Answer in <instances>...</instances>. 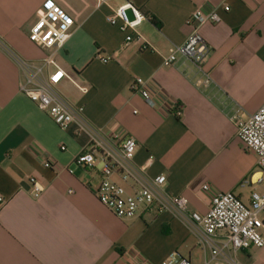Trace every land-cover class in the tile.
Here are the masks:
<instances>
[{
    "label": "crops",
    "instance_id": "obj_1",
    "mask_svg": "<svg viewBox=\"0 0 264 264\" xmlns=\"http://www.w3.org/2000/svg\"><path fill=\"white\" fill-rule=\"evenodd\" d=\"M43 1L0 0V264H162L172 254L203 264L207 250L169 213L119 219L97 201L100 175L74 164L89 135H77L74 125L61 130L19 91L23 77L11 54L44 73L51 68L43 60L53 55L87 88L83 94L64 78L59 93L82 106L95 128L131 136L135 164L150 177L165 175L166 192L205 214L216 192H232L247 205L250 193L260 190L255 179L264 180L231 120L234 112L246 117L264 103V0H127L152 18L138 31L155 51L137 41L125 44L126 34L106 22L123 0H53L74 27L59 50L40 48L28 32ZM198 6L220 17L199 29L210 48L206 61L201 69L183 58L162 66L168 49L190 34L186 22ZM135 78L156 92L154 107L130 90ZM45 159L56 169L44 168ZM29 177L43 186L38 199L30 195ZM233 257L239 264H264V247Z\"/></svg>",
    "mask_w": 264,
    "mask_h": 264
},
{
    "label": "built area",
    "instance_id": "obj_2",
    "mask_svg": "<svg viewBox=\"0 0 264 264\" xmlns=\"http://www.w3.org/2000/svg\"><path fill=\"white\" fill-rule=\"evenodd\" d=\"M100 5H108L111 0H98ZM223 11L229 7L221 4ZM42 14L30 27L28 40L43 49L59 50L70 37L74 22L64 10L53 0H44L41 4ZM127 12L131 14L128 17ZM106 22L116 26L125 33L124 43L137 41L143 50L155 49L139 33L138 27L152 18L144 15L133 3H123L112 9L106 16ZM220 17L215 9L206 10L196 7L187 19L191 32L183 44L171 46L162 57V66H175L180 58L190 61L197 68L206 61L210 48L199 34L205 24H217ZM12 58L22 73L19 91L38 110L46 114L61 130L72 125L76 134L87 133V146L75 157L74 164L84 169L93 170L100 175L98 185L93 189L97 201L119 219H135L144 214L169 213L181 222L194 235L198 244L208 252L203 264H239L233 255L251 247H264V180L256 178L260 190L250 193L249 203H242L232 192H216L210 200L205 214L190 211L186 200L165 191L166 177L158 175L150 177L145 166H138L133 161L136 141L123 132L104 133L95 128L85 118L83 107L70 103L62 96L57 85L62 79L69 80L81 92L87 88L78 86L70 75H67L55 62L53 55L43 60V66L51 72L44 73L43 67H35L15 54ZM103 62L110 57H103ZM208 79V75L204 74ZM130 90L138 93L150 106H155L154 95L147 81L135 78ZM180 115V109L175 111ZM236 128V137L244 148L255 154L256 168L264 175V103L251 115L241 117L234 112L231 116ZM64 150V147L60 148ZM150 162V160H149ZM47 169H56L49 160H43ZM30 195L38 199L43 186L35 177H29ZM250 183H254L249 179ZM202 191H208L204 184ZM5 200L0 197V204ZM137 264H142L138 262ZM162 264H190L186 260H178L175 254L164 260Z\"/></svg>",
    "mask_w": 264,
    "mask_h": 264
},
{
    "label": "rangeland",
    "instance_id": "obj_3",
    "mask_svg": "<svg viewBox=\"0 0 264 264\" xmlns=\"http://www.w3.org/2000/svg\"><path fill=\"white\" fill-rule=\"evenodd\" d=\"M257 170H259L258 168H256Z\"/></svg>",
    "mask_w": 264,
    "mask_h": 264
}]
</instances>
